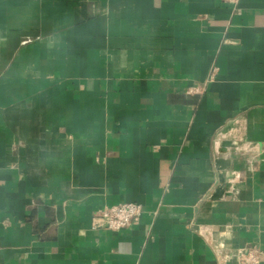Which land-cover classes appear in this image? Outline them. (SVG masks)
Returning <instances> with one entry per match:
<instances>
[{
  "label": "crops",
  "instance_id": "1",
  "mask_svg": "<svg viewBox=\"0 0 264 264\" xmlns=\"http://www.w3.org/2000/svg\"><path fill=\"white\" fill-rule=\"evenodd\" d=\"M124 201L138 221L92 228ZM253 245L264 264V0H0V264Z\"/></svg>",
  "mask_w": 264,
  "mask_h": 264
},
{
  "label": "built area",
  "instance_id": "2",
  "mask_svg": "<svg viewBox=\"0 0 264 264\" xmlns=\"http://www.w3.org/2000/svg\"><path fill=\"white\" fill-rule=\"evenodd\" d=\"M237 5L240 0H223ZM197 88L194 86L192 90ZM203 88V87H202ZM200 87L199 90H202ZM143 214L142 204L135 201H124L105 206L93 214V229L121 230L138 221ZM262 250L258 246H248L238 252L239 264H260Z\"/></svg>",
  "mask_w": 264,
  "mask_h": 264
}]
</instances>
